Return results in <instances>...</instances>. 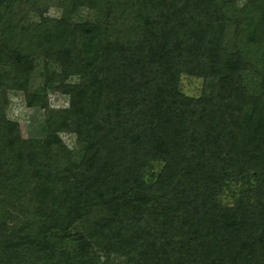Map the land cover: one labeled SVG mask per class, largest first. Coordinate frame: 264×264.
I'll return each instance as SVG.
<instances>
[{
	"label": "trees",
	"instance_id": "1",
	"mask_svg": "<svg viewBox=\"0 0 264 264\" xmlns=\"http://www.w3.org/2000/svg\"><path fill=\"white\" fill-rule=\"evenodd\" d=\"M48 1L0 0V264H264V0Z\"/></svg>",
	"mask_w": 264,
	"mask_h": 264
},
{
	"label": "rangeland",
	"instance_id": "2",
	"mask_svg": "<svg viewBox=\"0 0 264 264\" xmlns=\"http://www.w3.org/2000/svg\"><path fill=\"white\" fill-rule=\"evenodd\" d=\"M59 0L48 1L47 13L49 17H55L58 12L54 6ZM33 15V14H32ZM41 82L38 72L35 70L31 77V82L36 85ZM50 90L47 91L48 103L58 109L66 105V100L61 94V85L54 84ZM203 82L201 79L181 76L179 80V89L181 93L189 97H197L201 94L203 88ZM8 101L5 108L6 117L17 122L20 136L23 139L40 138L43 137V131L41 130L42 125V114L43 109L40 107H26L24 95L17 92H9L7 94ZM45 133V132H44ZM43 134V135H42ZM61 141L70 148H73V138L69 134H61Z\"/></svg>",
	"mask_w": 264,
	"mask_h": 264
}]
</instances>
